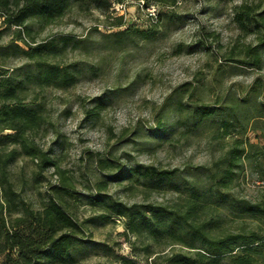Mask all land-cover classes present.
Returning a JSON list of instances; mask_svg holds the SVG:
<instances>
[{
  "label": "rangeland",
  "instance_id": "obj_1",
  "mask_svg": "<svg viewBox=\"0 0 264 264\" xmlns=\"http://www.w3.org/2000/svg\"><path fill=\"white\" fill-rule=\"evenodd\" d=\"M109 1L106 9L74 4L43 29L34 20L26 22L36 42L68 38L56 61L70 64L80 74L66 89L32 86L27 91V100L43 103L47 119L31 137L57 167L41 170L37 180L34 158L21 156L9 168L16 190L33 208L47 199L52 185L67 184L63 185L67 211L79 222L89 219L83 225L89 250L82 264H124L123 258L148 264L152 256L144 252L142 241L129 232L123 234V218L90 221L101 211L87 198L99 190L127 204L172 205L176 194L147 192L142 184L118 178L120 170L137 162L165 169L209 165L239 136L262 149L243 162L230 191L252 202L264 201L259 183L264 175V117H251L243 128L236 126L224 135L210 120L186 128L192 123L190 107L232 106L253 116L257 103H264V50L259 65L239 63L245 47L264 35V0ZM244 5L258 24V28L251 25L256 32L242 30L236 21V12ZM126 27L145 29L147 35L113 45L110 33ZM16 30L17 26H6L0 14V45L12 40ZM23 61L9 58L5 64L17 66ZM174 89L180 91L181 113L175 109L176 98L167 99ZM98 157L111 166L98 167L94 162ZM222 225L236 231L241 225L256 224L229 215ZM91 241L100 244L95 247ZM152 247L161 253L184 250L176 244ZM219 264L231 263L223 259Z\"/></svg>",
  "mask_w": 264,
  "mask_h": 264
},
{
  "label": "trees",
  "instance_id": "obj_2",
  "mask_svg": "<svg viewBox=\"0 0 264 264\" xmlns=\"http://www.w3.org/2000/svg\"><path fill=\"white\" fill-rule=\"evenodd\" d=\"M74 4H96L106 9L110 1L0 0L3 23L17 26L14 38L0 45V264H82L81 260L89 250L82 237L83 225L89 219L79 222L67 211L66 188L63 186L67 184L52 185L47 199L40 207L33 208L16 190L9 168L21 156L34 158L37 180L41 170L57 167L56 160L31 137V133L47 119L43 103L27 100V91L32 86L66 89L78 80L80 71L70 64L61 65L56 61L66 50L68 38L36 42L29 35L26 22L34 20L43 29L67 13ZM241 8L244 10L235 15L240 28L256 32L252 31L251 25L258 28V24L253 23L255 20L250 17L246 5ZM110 35L115 37L113 45H120L137 37L143 39L147 32L126 27ZM256 38L255 45L245 47L244 59L239 61L242 65H259L264 35ZM9 58H23L24 61L9 67L5 64ZM179 93V89H174L167 99L175 97V109L181 113L183 105ZM257 104L253 116H247L248 110L238 113L232 106L200 104L190 107L188 114L192 123L186 128H196L210 120L215 130H222L220 135L228 134L236 126L243 128V122L251 117H264V103ZM261 149L257 144L236 136L230 147L209 165L165 169L137 162L124 167L118 178L142 184L147 192H172L178 200L172 205L127 204L98 190L87 198L89 205L101 211L90 217V221L100 219L105 223L113 221L115 216L123 218V234L129 232L142 241V249L152 256L148 264H219L223 259L231 264L264 261V201L252 202L230 191L243 162L257 156ZM94 162L100 168L111 166L102 157ZM261 166L264 169V164ZM260 179L264 180V175ZM229 215L241 221L251 220L256 225H241L231 231L222 225ZM91 243L95 247L100 244ZM153 244H176L184 250L161 253L162 250H154ZM122 260L124 264H134L130 258Z\"/></svg>",
  "mask_w": 264,
  "mask_h": 264
},
{
  "label": "built area",
  "instance_id": "obj_3",
  "mask_svg": "<svg viewBox=\"0 0 264 264\" xmlns=\"http://www.w3.org/2000/svg\"><path fill=\"white\" fill-rule=\"evenodd\" d=\"M151 15H152V16H154V15H155V13H154V12H152V13H151ZM259 183H260V185H261L262 187H264V180H260V181H259Z\"/></svg>",
  "mask_w": 264,
  "mask_h": 264
}]
</instances>
